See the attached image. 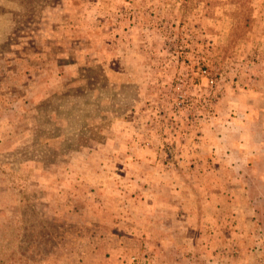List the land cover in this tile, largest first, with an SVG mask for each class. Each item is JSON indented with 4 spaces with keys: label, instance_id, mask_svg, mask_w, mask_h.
Segmentation results:
<instances>
[{
    "label": "rangeland",
    "instance_id": "374dc122",
    "mask_svg": "<svg viewBox=\"0 0 264 264\" xmlns=\"http://www.w3.org/2000/svg\"><path fill=\"white\" fill-rule=\"evenodd\" d=\"M0 264H264V0H0Z\"/></svg>",
    "mask_w": 264,
    "mask_h": 264
}]
</instances>
